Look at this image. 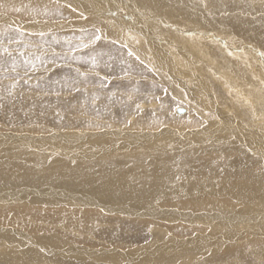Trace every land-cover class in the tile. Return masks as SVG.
Masks as SVG:
<instances>
[{
  "label": "rangeland",
  "instance_id": "374dc122",
  "mask_svg": "<svg viewBox=\"0 0 264 264\" xmlns=\"http://www.w3.org/2000/svg\"><path fill=\"white\" fill-rule=\"evenodd\" d=\"M65 1L53 0L49 5L38 6L39 9L35 0H1V165L10 162L4 155V146L8 145L6 142L12 143L11 139L20 135L29 136L35 142L50 141L54 136L60 138L71 135L84 139L81 136L99 138L101 135L107 141L127 146L124 142L133 144L135 135L146 141L152 135L164 136L166 140L182 137L183 134L195 132L206 125L209 127V144H216L214 135H222L251 154V159H248V154L243 153L247 160L254 158L252 161L257 162L263 158L261 161L264 164V155L259 156L264 152V74L258 75V84L253 80L254 75L247 73L249 82L257 85L258 91L262 88L260 100H255L253 107V103L246 101V98L242 100L243 103L249 102V107L244 104L245 111L242 108L245 119L236 121L231 115H224L223 125L215 116L226 110L225 106H234L236 102L230 103L228 99L222 101L228 95L218 90L220 79L218 75H214L211 81L212 92L203 88L200 93V96L205 95L209 99L207 102L211 107V118L203 120L193 107L194 103L189 99L178 98L177 93L181 92L178 87L171 90L161 82L162 71L158 68L163 66L150 62L146 46L148 38H143L145 40L142 41L141 38L137 40V37L130 44L118 41L107 34L108 30L101 22L105 19V14L90 16L88 3L83 1V11L80 12ZM131 1L134 0L129 1V6ZM230 1L184 0L192 5V13L201 11L213 15L215 21L224 25L228 22L227 14L221 15L215 11L228 9ZM240 1L246 5H259L250 14L252 20H257L264 13V0ZM90 3L99 6V0H91ZM134 11H137V18L143 23L144 9H141L142 12L137 9ZM133 14L136 15L134 12ZM169 15L163 10L160 17L166 22H177L173 24L182 23ZM150 27L155 33L162 29L154 24ZM216 29L219 32L214 27L215 32ZM214 31H211V37L216 35ZM245 33L247 32L243 30L238 33L228 32L230 39L223 38L219 42H227L226 48L244 49V57L247 55L252 61L257 59V72L264 73V57L260 56H264V41L261 44L256 39L264 33V22L259 28H255V33L241 36ZM193 34L199 35L200 31L194 30ZM164 38L167 42L170 41L168 37ZM249 45L251 49L248 48ZM255 45L259 49L258 53ZM207 48L210 51L208 46ZM211 54L215 55L212 50ZM186 58H191L188 53ZM214 60L221 63L219 59ZM232 67H235L233 75L238 70L247 71L241 63L226 56L221 69L230 71ZM201 69L197 68V74ZM256 105L260 107L257 112L254 108ZM177 109L184 112L178 114ZM233 129L240 130L245 135H239L237 131L233 135ZM32 153L36 152L32 150ZM52 153L54 152L50 155ZM56 153L63 154L60 151ZM22 156L19 154L14 158V162H17L15 167L22 162L29 164L32 161L30 157ZM256 164L260 168L257 173H254V168L242 170L255 175L260 172L259 176L262 175L261 179L264 180V165L260 163L263 166L260 167L259 162ZM46 167L41 171L45 172ZM220 172L222 173L221 169ZM188 173L190 172H187V176L174 178L176 181L173 185L185 183V179L190 177ZM2 174L4 171H0V177ZM33 174L31 176L36 179L19 173L11 178L12 183L7 178L0 181V248L3 247L0 250L4 249L7 255L28 251L36 256L45 255L44 259L52 264H158V257H161V261L164 260L163 264H264V197L258 199L256 195L255 199L247 200L223 190V194L219 193L220 183L215 182L223 181L221 177L214 179L209 175L208 177H212L211 182L203 190L191 191L196 194L195 198L181 197L179 193L184 196L189 193L178 189L174 198V195L170 199L164 198V195L153 202H140L151 215L126 216L128 211L122 212L121 209H117L121 210L118 212L106 211L105 208L109 206L107 203L80 192L78 188L64 185L60 181L47 182L44 179L40 182L38 176L41 174ZM15 179L19 182L14 181ZM111 187L119 189L123 186L117 182ZM259 192L264 193V187ZM59 195L67 196L61 197L67 203H54L58 201ZM135 202L138 201H122L118 204L138 205ZM156 210L166 213L154 215ZM243 211L254 219L246 224L235 218ZM137 212V209H133L129 214ZM42 241H51L52 244L45 245ZM60 250L64 252L61 253ZM83 250L95 255L91 254L83 262L77 258L78 253ZM46 251H52V255ZM111 252V257L105 258L107 260L91 263L92 256L108 255ZM148 253L151 256L145 261ZM0 264L25 263L19 258H7L0 253Z\"/></svg>",
  "mask_w": 264,
  "mask_h": 264
},
{
  "label": "bare ground",
  "instance_id": "6f19581e",
  "mask_svg": "<svg viewBox=\"0 0 264 264\" xmlns=\"http://www.w3.org/2000/svg\"><path fill=\"white\" fill-rule=\"evenodd\" d=\"M61 1L62 0H58V2ZM83 1L90 5V16L94 14L99 16V13L106 15L105 19L101 22L104 23L103 26L107 28V34L109 36H114L118 41H126L128 44L132 43V40L137 37V40L141 38L142 41L145 40L143 38H148L146 46L149 51L148 56L150 62L155 65L159 64L163 66V68L157 67L158 70L162 71V73H160L161 82L171 90H174V87H178L181 90L180 93H177L178 98L189 99L188 101L194 103L195 106L193 107L203 120L211 118V110H209L211 107L209 108L207 102L209 99L207 100L205 95H203V97L200 96V93L203 88L205 91L209 92L210 90L212 92L211 81H213L214 75H218L220 79L221 84L218 90L220 89L228 95L222 101L228 99L230 103L231 101L236 102L234 106H225L224 108H226V110L223 108V112H220V114L217 113L218 115L215 116V118L218 119L217 121H222V125L224 124L223 116L228 114L236 121H238V119L239 121H243L245 117L242 108L245 111V105L249 107V102L253 103L255 100L256 102L260 100L262 88L258 91L257 85H253L252 81L249 82V79L246 78L247 73H252L254 75L253 80L257 81L258 84L260 83L258 75L264 73L261 71L257 72L258 60L252 61V58L246 57L247 55L244 57L243 54L246 53L243 51L244 49L235 50L226 48L225 45L227 42H219L223 38L230 39L227 33L231 31L233 33H238L240 30L246 31L247 33L241 35L244 37L249 36L248 33H255V28H259L261 23L264 22V13L255 21L252 20L250 14L254 13L259 5H246L245 2L240 0V2L238 0H231L228 9L221 8L219 11H215L221 15L227 14L228 22L224 25L221 22L215 21L214 17H212L213 15L201 11H198L196 14L192 13V5L184 2V0L131 1V6L134 10L137 9L138 12H142L141 9H144L143 12L146 14H144L143 20L146 26L144 27L141 20L137 18L139 17L137 11L135 12L131 6L128 5L130 0H99V6L91 4V0H66L65 3L69 4L75 10L82 12ZM217 1L220 2L222 0ZM226 1L229 2V0ZM35 2H37L36 5L38 7L42 4L49 5L53 0H35ZM132 10L136 15L133 14ZM163 10L170 13V17L175 20H180L182 23L173 24L177 22H166V20L160 17L161 11ZM27 14L29 15L28 12ZM128 16L131 18H127ZM155 16L158 18H155ZM153 24L162 27L160 32H152L153 30L150 25ZM38 27L42 29L40 24H38ZM214 27L218 28L219 32L217 29V32H215ZM194 30H199L200 34L194 35ZM211 31L215 32L216 35L214 37H211ZM164 36L168 37L170 41L167 42L168 40L166 41ZM258 36L256 39L262 44V41H264V33ZM246 38L250 39L249 37ZM241 44L242 43H240V45ZM206 45L210 48V51ZM250 47L251 45L248 46V48ZM250 49L249 51H251ZM255 49L257 50L256 53H258L259 49L256 45ZM162 50H164V53ZM211 50L215 55H218H212ZM185 53L186 55L188 53L191 58L187 59ZM226 56L241 63L247 71L238 70L233 75L232 72L235 67H232L230 71L221 69ZM260 56L264 57L262 55ZM166 58H168V60ZM213 58L219 59L221 63L215 62ZM198 67L202 68L198 73L201 75L197 74ZM169 72H172V74H169ZM163 73L165 74L163 75ZM254 91L258 92L255 94ZM245 98L246 101L249 102L245 101V103H243ZM188 101H186V103H188ZM218 103L219 102H217V104ZM220 103L222 104L224 102ZM254 104L256 103L251 104V106H255ZM228 108L230 109L228 110ZM254 108H256L255 110L257 112V109L260 107L256 105ZM228 111L229 113H227ZM226 122L228 124L227 120ZM207 129H209L208 125L187 135L183 134L184 136L182 135V137L176 136L166 140L164 136L159 137L157 135H152L148 136L146 141L145 138L140 140L137 138V135H135L132 140L133 144L128 141L124 142L127 146H124L123 143L112 142V140L107 141L101 135H99V138L97 136L92 137L91 135L81 136L84 137V139H79L80 137L77 139V137L71 135L69 137L62 136L60 138H55L57 136H54L52 140L46 142H35L29 136H16L17 138L11 139L12 143L6 142L8 145L5 144L6 146H4L6 149L4 155L6 154V159L10 162H5L2 165L0 164V171H4L5 174H2L0 181L7 178L8 182L12 183L13 179L11 178H14V175H19V173L27 174V178L32 177L31 175L33 173L38 175L41 174L38 176V178L40 177L38 180L40 182L44 179L47 182L55 181L59 183L60 181L64 185H68L75 189L78 188L80 192L82 191L88 194V196L107 203L109 206L105 208L106 211L114 212L117 211V209H121L122 212L128 211L125 213L126 216L133 214L134 216L143 214L151 215L152 213L143 208L140 202L144 203L146 200H151V202H153L164 195V198L167 197L170 199L173 195L172 198H174L178 193V189H183L185 191H183L184 193H189L185 196L179 193L181 197L188 199L195 198L196 194H192L191 191L193 189L197 192L198 190H203L210 181L211 176L214 177V179L217 177L223 179V181L218 180L215 182L221 184H219V193L223 190L237 198L247 200H249V198L255 199L256 195L258 199L259 197H264V193L259 192L260 189L264 187V180L261 179L262 175L261 177L259 176L260 172L258 175L254 174L260 169H258L259 166L256 164L257 162H259L260 167H263L260 164H263L261 161L263 158L255 162L252 161L254 159L253 156L251 161L247 160L246 155L243 154L245 151L239 148L233 140L225 138L222 135H214L213 138L217 145L212 143L209 144L208 142L211 140H209L210 137L208 138L209 132H207ZM234 131H237V129L231 131L233 135ZM237 133L239 135H245L244 132L241 134L240 130L237 131ZM32 150L36 153H32ZM57 151L63 152V154H59L61 155L59 156L56 153ZM51 152L54 153L50 155ZM246 153L247 152H245V154ZM263 153L264 152L259 156L262 157V155H264ZM19 154L23 155L22 157H30L32 161H30L29 164L22 162L21 165L15 167L14 165H16L17 162H14V158ZM249 155H252H247L248 159H251ZM44 166H47L45 172L41 171ZM250 168H254V173L249 172V174L242 170ZM220 169L223 174L220 172ZM187 172H190V174L188 173V175H190L189 179L185 177L188 179L186 180L183 178L186 181L185 183H182V185L176 184L174 186L173 182H175L177 178L186 175ZM209 175L211 176L208 177ZM236 175L240 177L239 180H237ZM174 178L176 179L174 180ZM243 178H245V180ZM201 180L203 182H200ZM14 181H16V179ZM25 181H33V179H25ZM117 182L121 183L123 187H119V189L112 188L111 186L115 185ZM1 194L0 192V196ZM61 197L64 198L67 196L59 195L58 201L54 203H67V200ZM89 199L93 200L91 198ZM135 200L138 201L135 202V204L138 203L136 206L118 204L122 203V201L133 203ZM133 209H137L138 212L129 214ZM162 212L163 211L156 210V214L154 215H163V213H166V211ZM245 213L244 211L238 213L235 218L240 219L242 222H246V224L247 222L249 223L251 219H254L248 217ZM42 243L45 245L52 244L51 241H42ZM52 251L46 252L52 255ZM60 252L63 253L64 251L60 250ZM0 253L4 254L7 258H19L25 264H52L50 261L44 259L46 257L45 255H42V257L36 256L30 254L28 251L16 255H7L3 249L2 251L0 250ZM91 254L95 255V253L83 250L78 253L77 258L85 262ZM111 254L112 252L108 255L92 256L91 263H96L99 260H107L105 258H110ZM148 254L149 255L144 259L145 261H148L151 256L150 253ZM165 256L167 255H164V257ZM160 259L161 257L157 258L159 261L158 264H163L162 261L164 262V260L161 261ZM53 263L62 264L61 262Z\"/></svg>",
  "mask_w": 264,
  "mask_h": 264
},
{
  "label": "water",
  "instance_id": "95a60500",
  "mask_svg": "<svg viewBox=\"0 0 264 264\" xmlns=\"http://www.w3.org/2000/svg\"><path fill=\"white\" fill-rule=\"evenodd\" d=\"M183 112H184V110L177 109V113H178V114H182Z\"/></svg>",
  "mask_w": 264,
  "mask_h": 264
}]
</instances>
